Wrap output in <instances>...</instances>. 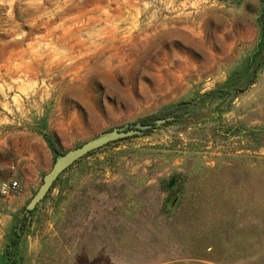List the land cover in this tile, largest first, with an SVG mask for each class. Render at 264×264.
Returning <instances> with one entry per match:
<instances>
[{
    "label": "rangeland",
    "instance_id": "rangeland-1",
    "mask_svg": "<svg viewBox=\"0 0 264 264\" xmlns=\"http://www.w3.org/2000/svg\"><path fill=\"white\" fill-rule=\"evenodd\" d=\"M10 179L0 264H264V0H0Z\"/></svg>",
    "mask_w": 264,
    "mask_h": 264
},
{
    "label": "water",
    "instance_id": "water-1",
    "mask_svg": "<svg viewBox=\"0 0 264 264\" xmlns=\"http://www.w3.org/2000/svg\"><path fill=\"white\" fill-rule=\"evenodd\" d=\"M147 127L148 126L146 125L138 123L134 126V128L131 129L114 128L112 130H107L89 139L82 145L70 149L63 154H60L59 157L55 160L52 168L44 175L43 182L28 204V209H34L37 204L46 197L48 191L53 186L58 177L77 160L111 142L133 136L139 132L143 133V131Z\"/></svg>",
    "mask_w": 264,
    "mask_h": 264
},
{
    "label": "built area",
    "instance_id": "built-area-1",
    "mask_svg": "<svg viewBox=\"0 0 264 264\" xmlns=\"http://www.w3.org/2000/svg\"><path fill=\"white\" fill-rule=\"evenodd\" d=\"M19 182L17 180H2L0 182V194L2 196H8L18 191Z\"/></svg>",
    "mask_w": 264,
    "mask_h": 264
},
{
    "label": "trees",
    "instance_id": "trees-1",
    "mask_svg": "<svg viewBox=\"0 0 264 264\" xmlns=\"http://www.w3.org/2000/svg\"><path fill=\"white\" fill-rule=\"evenodd\" d=\"M160 119V117H159V115H157V114H151V115H148V116H146V117H144V118H142V119H140L138 122H136L135 124H134V126L136 125V124H142V125H146V126H148L143 132L145 133V132H148V131H150L151 129H153L154 127H156L157 125H158V120ZM57 149V148H56ZM57 151V150H56ZM93 152V151H92ZM91 153V152H90ZM90 153H88L87 155H89ZM87 155H85V156H87ZM78 161V160H77ZM59 178V177H58ZM57 181V180H56ZM55 181V182H56Z\"/></svg>",
    "mask_w": 264,
    "mask_h": 264
}]
</instances>
